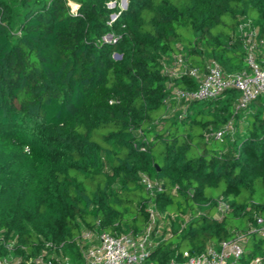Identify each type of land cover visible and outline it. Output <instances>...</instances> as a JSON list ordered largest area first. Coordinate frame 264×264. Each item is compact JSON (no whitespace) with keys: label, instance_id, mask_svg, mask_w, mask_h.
Masks as SVG:
<instances>
[{"label":"trees","instance_id":"obj_1","mask_svg":"<svg viewBox=\"0 0 264 264\" xmlns=\"http://www.w3.org/2000/svg\"><path fill=\"white\" fill-rule=\"evenodd\" d=\"M109 1L0 0V236L31 253L63 242L84 264L82 231L98 222L137 237L152 201L162 217L143 264L236 233L239 263L264 264V97L236 112L235 89L177 99L172 88L196 81L162 72L176 54L187 66L246 69L237 24L249 18L264 39V0ZM228 121L232 133L210 134ZM142 174L160 190L150 194Z\"/></svg>","mask_w":264,"mask_h":264},{"label":"built area","instance_id":"obj_2","mask_svg":"<svg viewBox=\"0 0 264 264\" xmlns=\"http://www.w3.org/2000/svg\"><path fill=\"white\" fill-rule=\"evenodd\" d=\"M237 33L244 44L246 69L225 72L214 59L209 60L204 68L187 66L184 57L176 54L171 63L163 64L162 72L170 78L186 74L196 81V88L174 87L171 89L172 96L185 100H207L219 97L228 89H235L238 92L235 112L245 110L257 97H264V39L259 37L258 27L246 17L239 19ZM233 131V123L228 121L210 134L221 139L224 134ZM140 181L150 194L160 190L159 181L146 174L141 175ZM226 208V203L219 200L218 212L222 213ZM159 217L162 215L150 201L147 226L137 237L129 233L113 234L99 228L98 222L94 229L82 231L77 241L84 264H143L155 244L153 229ZM257 223H262V219L257 218ZM245 241L244 234L236 233L232 238L222 240L218 246L208 245L196 254L184 251L182 260H170L165 264H237L244 252ZM63 247V242L43 240L40 248L31 253L25 245L18 243L16 236H0V264H72ZM249 264H262L261 258L255 257Z\"/></svg>","mask_w":264,"mask_h":264},{"label":"rangeland","instance_id":"obj_3","mask_svg":"<svg viewBox=\"0 0 264 264\" xmlns=\"http://www.w3.org/2000/svg\"><path fill=\"white\" fill-rule=\"evenodd\" d=\"M126 3H127V0H110L109 3H108V7H109V8H113L114 6H117V7H119L120 9H123V8H125ZM70 4H71V3H70ZM71 8H72V10L74 11V10L76 9V4H75V3L73 4V2H72V4H71ZM114 17H115V15H112L111 18L113 19ZM111 38H112L111 36L108 37V35H107V36L105 37V40H110ZM114 57H115V58H118L119 55H118L117 53H115V54H114ZM160 219H162V218H160ZM163 225H164V223L161 224V226L159 227V231H161ZM181 260H182V259H181ZM237 264H240L239 261H237Z\"/></svg>","mask_w":264,"mask_h":264},{"label":"water","instance_id":"obj_4","mask_svg":"<svg viewBox=\"0 0 264 264\" xmlns=\"http://www.w3.org/2000/svg\"><path fill=\"white\" fill-rule=\"evenodd\" d=\"M108 37H110V35H108Z\"/></svg>","mask_w":264,"mask_h":264},{"label":"bare ground","instance_id":"obj_5","mask_svg":"<svg viewBox=\"0 0 264 264\" xmlns=\"http://www.w3.org/2000/svg\"><path fill=\"white\" fill-rule=\"evenodd\" d=\"M74 4V3H73Z\"/></svg>","mask_w":264,"mask_h":264}]
</instances>
